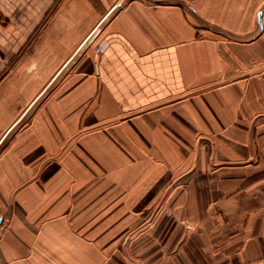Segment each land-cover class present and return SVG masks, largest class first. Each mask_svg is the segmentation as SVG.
Listing matches in <instances>:
<instances>
[{
    "label": "crops",
    "instance_id": "0c3cea01",
    "mask_svg": "<svg viewBox=\"0 0 264 264\" xmlns=\"http://www.w3.org/2000/svg\"><path fill=\"white\" fill-rule=\"evenodd\" d=\"M0 214V264H264V0H0Z\"/></svg>",
    "mask_w": 264,
    "mask_h": 264
},
{
    "label": "rangeland",
    "instance_id": "374dc122",
    "mask_svg": "<svg viewBox=\"0 0 264 264\" xmlns=\"http://www.w3.org/2000/svg\"><path fill=\"white\" fill-rule=\"evenodd\" d=\"M63 71V70H62ZM60 71V72H62ZM71 70L70 69H67L65 71H63V73L60 75V77L58 78V83L63 80L62 78H64V76L67 74V72H70ZM59 72V74H60ZM58 74V76H59ZM54 88V87H53ZM43 102V100L39 103L41 104ZM196 146L194 145L193 143V139L191 140L190 139V142L188 143L189 144V149L191 150L190 152H193V156L195 158V162L193 165L190 166L189 169H186V171L183 173V175L181 176H175L172 180H169L168 181V185L166 187V192H165V195L167 193L170 194L171 191H174L175 189H177V187H181L183 186L184 189H187L188 188V185L190 184V176L197 172L200 165L198 164V159L199 157H206L208 158V164L206 165L207 169H208V172H213L215 171L216 169L217 170H220L221 168H223L225 165L227 164H231L230 162L228 163H225L223 160L217 158V150L214 146V141L211 140L209 137H207L206 135H199L197 138H196ZM203 141H209L208 143H210L211 145V148L209 149V151L207 152V154H204L206 151L202 148V143ZM205 151V152H204ZM255 159V156H254V151L252 150V155L251 157L249 158V161L250 162H253ZM206 183V182H205ZM208 183V182H207ZM163 196L159 202V205L161 206V204L164 203L165 199H166V196ZM4 217V214H0ZM156 215V212L152 213L150 218L148 219L149 221L152 220ZM187 226H189L188 230H191V227L194 225L193 224V218L190 214H188L187 216ZM190 222V223H189Z\"/></svg>",
    "mask_w": 264,
    "mask_h": 264
},
{
    "label": "water",
    "instance_id": "95a60500",
    "mask_svg": "<svg viewBox=\"0 0 264 264\" xmlns=\"http://www.w3.org/2000/svg\"><path fill=\"white\" fill-rule=\"evenodd\" d=\"M149 1L157 2V3L160 2V0H149ZM262 14H263V11L260 10V11L258 12V22H259V24H260V29L263 27V25H262ZM98 33H99V30H96L95 32H93V34L90 36V38L88 39V41L84 44V45H85L84 47H86L87 45H89V44L95 39V37L97 36ZM65 70H67V69H64L63 71H65ZM63 71L60 72L59 76L57 77V80L54 82V84H53L49 89L46 90V92L44 93V95H42V97H41L40 100L36 103V105L39 104V103L44 99V97L49 93V91L54 87L55 83H57L58 78H59L60 75L63 73ZM2 221H3V216L0 215V225H1Z\"/></svg>",
    "mask_w": 264,
    "mask_h": 264
},
{
    "label": "built area",
    "instance_id": "2783aa9c",
    "mask_svg": "<svg viewBox=\"0 0 264 264\" xmlns=\"http://www.w3.org/2000/svg\"><path fill=\"white\" fill-rule=\"evenodd\" d=\"M149 2H151V1H149ZM98 49H100V46H98Z\"/></svg>",
    "mask_w": 264,
    "mask_h": 264
}]
</instances>
